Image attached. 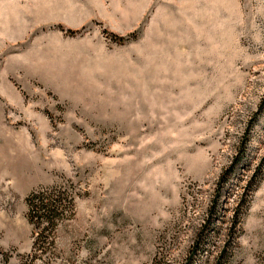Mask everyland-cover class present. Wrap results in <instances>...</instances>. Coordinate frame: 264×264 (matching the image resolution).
Wrapping results in <instances>:
<instances>
[{"label": "rangeland", "instance_id": "1", "mask_svg": "<svg viewBox=\"0 0 264 264\" xmlns=\"http://www.w3.org/2000/svg\"><path fill=\"white\" fill-rule=\"evenodd\" d=\"M71 183L73 218L35 252L28 195ZM226 249L264 264V0H0V264Z\"/></svg>", "mask_w": 264, "mask_h": 264}, {"label": "trees", "instance_id": "2", "mask_svg": "<svg viewBox=\"0 0 264 264\" xmlns=\"http://www.w3.org/2000/svg\"><path fill=\"white\" fill-rule=\"evenodd\" d=\"M245 151V149H244ZM242 154V158L243 155ZM245 156V155H244ZM241 158V159H242ZM241 159H238L239 161ZM238 165V161L235 166ZM263 172V166H258L256 173L253 175V179L250 181L248 192L243 196L240 207L236 209V213L233 217V225L228 233V236L233 238L235 232L240 223V210L242 205H246L248 202V193L254 189L257 180V173ZM260 173V174H261ZM226 176L222 179L225 181ZM222 186V188H221ZM223 184L220 185L218 195L214 200V204L209 208L208 221L205 226V231H201L196 240V251H198L204 244V240L207 239V232L215 227V221L220 216L219 203L220 196L222 195ZM78 191H76L74 185L71 184H56L53 186L40 187L33 190L27 197V204L29 207V220L34 225L35 229V244L34 251L44 254L56 247L55 234L59 226L67 220L73 218L75 214V204ZM234 238L230 241V245L233 244ZM193 252V251H192ZM190 253L189 257L193 259L194 254ZM228 249L223 250L221 254L216 258L214 264H227L229 260Z\"/></svg>", "mask_w": 264, "mask_h": 264}]
</instances>
